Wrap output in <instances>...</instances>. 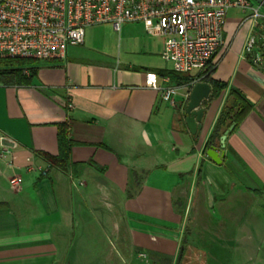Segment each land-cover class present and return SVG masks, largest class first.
<instances>
[{
  "label": "crops",
  "instance_id": "obj_1",
  "mask_svg": "<svg viewBox=\"0 0 264 264\" xmlns=\"http://www.w3.org/2000/svg\"><path fill=\"white\" fill-rule=\"evenodd\" d=\"M249 15L227 12L209 76L226 87L215 95L199 81L210 93L195 136L185 121L175 126L192 86L162 80L173 72L163 40L140 23L87 28L64 60L22 66L26 85L0 81V264H176L184 248L192 258L181 264L243 258L264 222V68L245 52L257 30ZM152 76L176 87L175 106ZM231 89L252 108L223 147L212 145L217 164L206 144ZM63 125L66 173L39 156H58ZM28 161L46 176L28 172Z\"/></svg>",
  "mask_w": 264,
  "mask_h": 264
},
{
  "label": "built area",
  "instance_id": "obj_2",
  "mask_svg": "<svg viewBox=\"0 0 264 264\" xmlns=\"http://www.w3.org/2000/svg\"><path fill=\"white\" fill-rule=\"evenodd\" d=\"M233 8L250 11L244 22L254 21L257 30L245 52L253 66L264 68V15L251 0H0V60L62 61L68 48L84 43L87 28L110 25L119 33L125 24L140 23L162 38L161 56L173 72L199 76L213 70ZM151 78L149 85L161 92L162 101L175 106L176 87L160 88ZM34 170L47 174L28 161L27 171ZM9 185L17 189L20 180L11 178Z\"/></svg>",
  "mask_w": 264,
  "mask_h": 264
},
{
  "label": "trees",
  "instance_id": "obj_3",
  "mask_svg": "<svg viewBox=\"0 0 264 264\" xmlns=\"http://www.w3.org/2000/svg\"><path fill=\"white\" fill-rule=\"evenodd\" d=\"M30 62V60H0V67L2 68L0 70V81L26 85L29 82V79L21 75L22 66ZM211 72L212 71L207 68L201 74L204 75V77H202L199 81L209 82L213 86V94L216 95L222 89H224L226 85L212 82L209 77ZM201 75L197 77H200ZM160 76L168 77L176 85H191L197 80L196 78L187 74H178L171 71L161 73ZM251 108V103L242 94L234 89H231L229 92V101L223 107L214 124L212 133L206 144V149L208 150L210 147H213L212 145L218 144L223 132L227 130L230 125H234V127L238 125L248 115V113L251 111ZM176 125L181 127L184 125L183 115H181L179 111H177V115L175 117V126ZM58 142V156L52 157L45 153H39V156L47 161L51 167L66 173L70 166L69 157L71 144L67 138V128L65 125L60 126L58 129ZM3 206L4 204H0V208ZM183 251L184 250L181 249L176 264H181Z\"/></svg>",
  "mask_w": 264,
  "mask_h": 264
},
{
  "label": "water",
  "instance_id": "obj_4",
  "mask_svg": "<svg viewBox=\"0 0 264 264\" xmlns=\"http://www.w3.org/2000/svg\"><path fill=\"white\" fill-rule=\"evenodd\" d=\"M259 7L264 10V0H252ZM210 93V86L207 83L198 82L195 83L189 93L188 101L183 107V112L185 114V125L189 133L195 136L200 130V121L203 115V109L200 108L201 103L206 100ZM234 125H230L227 130L224 131L223 135L220 137V145L224 146V141L227 134L232 131ZM207 156L213 160L215 163L219 164L220 159L217 155V150L215 147H210L207 152ZM221 158V157H220Z\"/></svg>",
  "mask_w": 264,
  "mask_h": 264
},
{
  "label": "rangeland",
  "instance_id": "obj_5",
  "mask_svg": "<svg viewBox=\"0 0 264 264\" xmlns=\"http://www.w3.org/2000/svg\"><path fill=\"white\" fill-rule=\"evenodd\" d=\"M113 39L114 42L117 41L118 37L115 36ZM167 63V62H166ZM168 64V68L171 69L170 63ZM254 233L256 236V239L253 240H247V246L245 247V256L243 258L233 257L232 260H230L229 264H264V222L259 223L256 227H254ZM186 248H184V253L182 257V262H186L187 260H191L192 256L186 255ZM261 251V252H259ZM256 252H259L258 257L254 254ZM201 260L204 259V257H200Z\"/></svg>",
  "mask_w": 264,
  "mask_h": 264
}]
</instances>
